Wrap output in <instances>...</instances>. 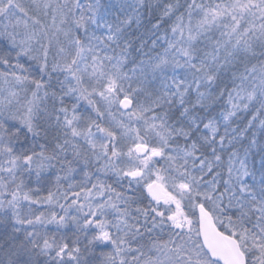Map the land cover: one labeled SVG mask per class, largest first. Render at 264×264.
<instances>
[{
  "label": "snow or ice",
  "instance_id": "1",
  "mask_svg": "<svg viewBox=\"0 0 264 264\" xmlns=\"http://www.w3.org/2000/svg\"><path fill=\"white\" fill-rule=\"evenodd\" d=\"M0 264H264V0H0Z\"/></svg>",
  "mask_w": 264,
  "mask_h": 264
}]
</instances>
